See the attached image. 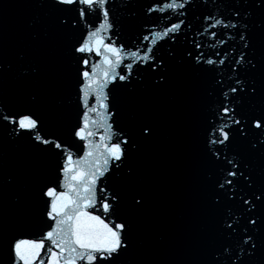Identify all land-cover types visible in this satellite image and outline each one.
Masks as SVG:
<instances>
[{
    "label": "water",
    "instance_id": "1",
    "mask_svg": "<svg viewBox=\"0 0 264 264\" xmlns=\"http://www.w3.org/2000/svg\"><path fill=\"white\" fill-rule=\"evenodd\" d=\"M170 2L109 0L113 28L110 33H104L106 42H115L126 53L149 46L143 36L152 31L160 32L172 23L184 21L173 39L158 41L154 49L157 59L152 63L163 58L168 66L165 73L168 79L163 87L155 83L159 69L152 72L144 64L134 66L129 81H117L106 89L109 114L115 113L109 120L117 134L115 139L131 135L138 146L121 168L113 163L100 181L109 191H120L124 201L114 216L105 217L106 222L119 218L132 225L129 238L133 248L121 258L120 264H208L211 253L224 242L218 236V218L210 206L217 165L208 156L212 146L206 144L209 127L216 121L217 96L212 74L200 70L194 58L203 52L216 60L225 59L226 65L231 63L242 43L236 36L237 30L211 29L217 33L218 40L228 41L221 45L205 32L213 21H205L204 17L211 15L225 22L229 19L237 22L230 15L235 0H193V4L180 10L186 11V16L171 10L147 12L149 5L162 7ZM41 3L42 0H0V64L3 65L0 103L33 111L42 121L41 134L58 138L72 151L73 159H79L84 155L83 142L74 136V131L81 124L84 111L80 92L84 82L78 71L80 54L74 53V46L102 20L93 15L87 23L80 22L74 31L61 30L57 25L58 14L47 6L41 7ZM256 42L259 46V37ZM217 51L219 56L215 55ZM89 59V71L91 64H102V57L93 54ZM130 62L133 61H124ZM226 65L217 67V78L223 74L227 80L230 73ZM33 96L37 97L35 102ZM95 103V97H90L89 105ZM262 106L264 98L257 96L251 101L246 98L241 113L258 114ZM90 116L102 119L96 113ZM144 125L153 130L148 139L140 134ZM91 127L96 133L93 141L103 143L100 137L108 134L106 130L96 125ZM234 151L252 163L259 177V157L239 145ZM63 161L64 153L60 150L42 151L26 135L12 139L0 129L2 264H10V242L18 238L39 239L45 230L46 198L41 197V190L62 180ZM130 167L134 169L131 177ZM9 176L13 182L4 184L3 177ZM130 186L145 199V207L136 213L130 211V197L125 195ZM98 195L102 198L104 193ZM90 211L102 215L94 209Z\"/></svg>",
    "mask_w": 264,
    "mask_h": 264
},
{
    "label": "snow or ice",
    "instance_id": "2",
    "mask_svg": "<svg viewBox=\"0 0 264 264\" xmlns=\"http://www.w3.org/2000/svg\"><path fill=\"white\" fill-rule=\"evenodd\" d=\"M191 4L193 0H171L162 7L149 5L147 12L164 13L171 10L186 16L188 13L180 10ZM45 6L58 14L57 25L61 30L74 31L80 22L87 23L93 15L102 20L78 46H74V53L80 54L78 62L81 68L78 71L84 82L80 89L84 111L74 136L83 142L84 155L73 159L72 151L58 138L50 139L42 135V121L33 111L0 103V129L8 136L17 139L26 135L33 146L40 147L42 151L55 149L64 153L62 180L56 186L46 185L41 190V197L46 198L45 230L39 239L18 238L10 242L8 258L10 264H120L121 258L133 248V241L129 238L132 225L119 218L106 222L105 217L114 216L124 201L120 191H109L100 181L107 176L113 163L116 168H121L122 162L138 146L131 135L115 139L117 134L109 123L115 113L109 114L106 89L117 81H129L134 66L144 64L152 72L159 69L160 75L155 83L157 87H163L168 79L165 74L168 66L163 58L159 63H152L157 59L154 49L158 41L173 39L184 21L172 23L160 32L152 31L150 35L143 36V41L149 42V46L126 53L115 42H106L104 33H110L113 28L109 0H42L41 7ZM230 15L237 22L233 23L232 19L225 22L223 18H213L211 15L204 19L213 21L205 32L221 45L228 41L218 40L217 33L211 29L237 30L236 36L242 43L239 51L232 56L231 63L226 65L225 59L216 60L203 52L194 58L200 70L212 74L217 96L216 121L209 127L206 144L212 146L209 147L208 156L217 165L210 206L218 218V236L224 242L211 253L208 264H264V106L258 114L241 113L246 98L249 101L257 96L264 98V0H235ZM107 39L111 40V36ZM196 47L199 49L201 45ZM93 54L102 57V64H91L89 71V57ZM188 55L191 57L192 53ZM215 55L219 56L220 52H215ZM227 55L225 51V57ZM126 59L134 63L125 64ZM225 65L230 73L227 80L223 74L217 78V67ZM2 71L3 65L0 64V73ZM92 96L95 97V106L89 105ZM32 100L35 102L37 97L33 96ZM90 113H96L102 119H93ZM91 125L106 130L108 134L100 137L103 143L93 141L96 133ZM152 132L148 125L140 130L144 139L150 138ZM238 145L259 157V177L252 163L246 161L239 151H234ZM128 175H134L131 167ZM12 182V177H3L4 184ZM59 188L64 191H59ZM98 193H104L103 197ZM125 195L130 197L132 213L145 207L144 196L134 187L130 186ZM91 209L102 215L94 214Z\"/></svg>",
    "mask_w": 264,
    "mask_h": 264
}]
</instances>
